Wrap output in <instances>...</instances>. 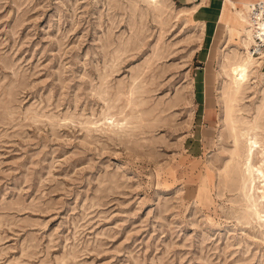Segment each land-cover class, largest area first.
<instances>
[{
  "label": "rangeland",
  "instance_id": "obj_1",
  "mask_svg": "<svg viewBox=\"0 0 264 264\" xmlns=\"http://www.w3.org/2000/svg\"><path fill=\"white\" fill-rule=\"evenodd\" d=\"M199 2L0 0V264H264Z\"/></svg>",
  "mask_w": 264,
  "mask_h": 264
},
{
  "label": "bare ground",
  "instance_id": "obj_2",
  "mask_svg": "<svg viewBox=\"0 0 264 264\" xmlns=\"http://www.w3.org/2000/svg\"><path fill=\"white\" fill-rule=\"evenodd\" d=\"M149 1L157 3L160 0ZM223 2L230 7L232 5L236 7L233 0H223ZM204 3L205 0H201V2L194 4L191 8L196 10L201 8ZM235 14L244 24V28L241 31L238 46L234 49L236 56L231 59L224 58L223 56L219 63L222 69L220 75H222L223 87L225 88V85L229 84L231 88H229V98L223 100L225 112L222 115V119H224L223 121L226 126L231 127L229 132L233 138V142L241 150L239 155L242 165V178H249L248 184L246 183L247 186L245 185L246 195L254 202L255 207H262L260 209L261 212H257L256 214L259 221L264 225V113H262L260 109L261 105L259 104L257 105L258 107L256 106V113L249 118L242 117L245 119L242 120L240 118L242 114L241 105L239 104V101L242 99L241 95L245 93L248 85L251 84L253 69L260 65L261 59L264 57V49L260 50L258 55L252 53L251 46L254 43V25L250 19L249 6L245 5L241 9H236ZM262 81V85L264 86V73ZM228 92L226 93L228 94ZM222 93L224 94L225 92ZM238 164H240L239 161Z\"/></svg>",
  "mask_w": 264,
  "mask_h": 264
},
{
  "label": "built area",
  "instance_id": "obj_3",
  "mask_svg": "<svg viewBox=\"0 0 264 264\" xmlns=\"http://www.w3.org/2000/svg\"><path fill=\"white\" fill-rule=\"evenodd\" d=\"M250 19L254 25V43L251 46L253 54L264 49V1L257 0L249 5Z\"/></svg>",
  "mask_w": 264,
  "mask_h": 264
},
{
  "label": "crops",
  "instance_id": "obj_4",
  "mask_svg": "<svg viewBox=\"0 0 264 264\" xmlns=\"http://www.w3.org/2000/svg\"><path fill=\"white\" fill-rule=\"evenodd\" d=\"M196 1V0H193ZM235 2L236 7H230L226 3L222 2L219 12H218V22L222 20L224 23L223 26L225 28H229L232 32H241L244 28V24L238 19V17L235 15V10L243 8L245 5L249 6L250 3H253L257 0H233ZM264 1V0H263ZM224 3V4H223ZM207 5H205L204 10ZM226 7V8H225ZM203 10V11H204ZM202 11L199 14H201ZM207 17V15H203L201 17Z\"/></svg>",
  "mask_w": 264,
  "mask_h": 264
}]
</instances>
